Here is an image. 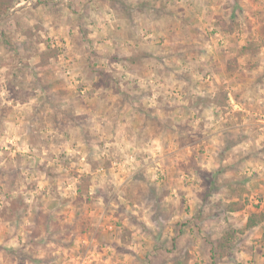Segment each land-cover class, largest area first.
Here are the masks:
<instances>
[{
  "label": "rangeland",
  "instance_id": "rangeland-1",
  "mask_svg": "<svg viewBox=\"0 0 264 264\" xmlns=\"http://www.w3.org/2000/svg\"><path fill=\"white\" fill-rule=\"evenodd\" d=\"M125 1L0 18V264H210L264 211V0ZM216 264H264L262 225Z\"/></svg>",
  "mask_w": 264,
  "mask_h": 264
},
{
  "label": "trees",
  "instance_id": "trees-1",
  "mask_svg": "<svg viewBox=\"0 0 264 264\" xmlns=\"http://www.w3.org/2000/svg\"><path fill=\"white\" fill-rule=\"evenodd\" d=\"M108 4V6L116 12H124L126 15H130V6L125 0H101ZM19 0H0V18H2L8 10H10ZM242 52H247L248 46L244 45L240 49ZM139 55L134 57H127L126 59L129 62L132 60L138 59ZM80 190V187H78ZM208 193H211V190L208 189ZM245 202L237 199L222 201L217 199L212 203V209H216L224 214H231L233 212H239L245 207ZM46 218L44 215L43 218ZM36 218V217H35ZM34 225L31 227L33 236H37L40 231L38 229L39 220L36 218ZM262 225L264 229V211H254L251 212L243 225L242 228H237L233 224L229 223L225 230L220 234V236L208 239V255L211 260L210 264H216L220 260L230 257L232 251L235 247V244L238 239V234L244 233V231H249L256 226ZM174 240V239H173ZM175 241V240H174ZM175 245V243H173Z\"/></svg>",
  "mask_w": 264,
  "mask_h": 264
},
{
  "label": "crops",
  "instance_id": "crops-1",
  "mask_svg": "<svg viewBox=\"0 0 264 264\" xmlns=\"http://www.w3.org/2000/svg\"><path fill=\"white\" fill-rule=\"evenodd\" d=\"M177 200L175 199L174 200V202H176ZM227 201H229V200H227ZM174 207L176 206V203H175V205H173ZM245 207H246V205H245ZM245 207L243 208V210H241V211H239V212H233V213H231V215H236V214H241V213H243L244 211H245ZM247 208V207H246ZM253 211H255V210H253ZM252 211V212H253ZM251 212V211H250ZM249 214V213H248ZM248 214L247 215H245L244 216V221L243 222H245L246 221V218H247V216H248ZM189 252H191V250H189ZM207 253H208V248H207ZM191 254H192V252H191ZM208 255V254H207Z\"/></svg>",
  "mask_w": 264,
  "mask_h": 264
}]
</instances>
